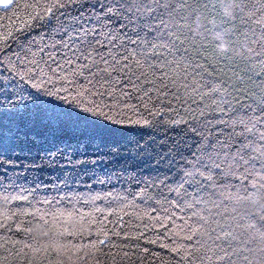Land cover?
Segmentation results:
<instances>
[{
	"label": "snow or ice",
	"instance_id": "6c2138e0",
	"mask_svg": "<svg viewBox=\"0 0 264 264\" xmlns=\"http://www.w3.org/2000/svg\"><path fill=\"white\" fill-rule=\"evenodd\" d=\"M20 7L0 0L4 18L17 20L0 31V264L29 252L55 256L48 264H73L64 259L72 253L78 264H102L108 232L71 243L96 223L75 209L34 224L37 190L8 166L32 153L48 163L115 162L125 144L118 125L151 127L164 114L196 139L173 141L163 155L159 145L127 149L145 166L182 162L166 185L174 198L156 200L164 215L150 217L169 241L160 247L172 259L161 264H264V0H34L23 16Z\"/></svg>",
	"mask_w": 264,
	"mask_h": 264
},
{
	"label": "trees",
	"instance_id": "16d2710c",
	"mask_svg": "<svg viewBox=\"0 0 264 264\" xmlns=\"http://www.w3.org/2000/svg\"><path fill=\"white\" fill-rule=\"evenodd\" d=\"M17 2L21 5L18 15L23 16L27 11H31V9H25L24 5L33 3L34 0H17ZM16 23L15 17L10 23L8 19L4 18V13L0 11V31L11 28ZM128 118L135 120L138 117L129 112ZM145 118L148 117L145 115ZM172 118L175 117L171 114H164L151 127L137 124L118 125L117 127L124 129L122 136L125 144L121 149V157L117 158L115 162L106 157L89 156L88 162L83 165L71 164L62 158L58 163H48L42 162L36 153L20 154V159L16 161L14 167L8 166V171L11 173L15 170L23 177L19 181L20 183L27 181V187L37 190L36 200L40 202L34 201L33 211L39 209L34 224H43L44 220H47L51 226V214L55 213L57 209L63 211L75 209L84 214L86 225L93 220L96 223L91 225V237L85 233L83 241L73 239L71 243L83 242L87 244L90 239L95 240L98 227H103L110 236L109 242L103 246L104 251L109 255L98 254L102 264H161L162 260L171 261L172 256L168 250L160 247L161 242H169L164 239L165 229L150 217L164 215L155 203L156 200L161 199L162 196H167L169 199L174 198L173 193H168L166 185L171 186L175 179H178L176 170L182 162L177 157V163L169 165L168 160L171 159V156H168L160 163L156 162L157 158H153L145 166L142 163L133 162L135 153L129 152L127 149H134L137 143L149 144L153 147L159 145L157 150L161 151V155H163L173 141L188 140L189 143L193 142L196 139L193 134L189 133L188 137L183 135L186 130L185 125L175 126L164 123ZM184 154L188 155L187 152ZM3 167L0 165V175L3 174ZM141 189L144 190L142 196L140 195ZM108 193L112 195L108 196ZM96 197L100 198L96 199ZM43 198L50 200L51 203L44 204ZM150 208H157V212L144 215V212ZM96 209L103 211H96ZM44 213L48 215H45L44 220H41L40 216ZM59 219L67 221L68 218L65 216ZM179 222L177 220V223ZM167 226L171 228L170 223ZM113 231L119 232L120 235L113 236ZM140 233H144V237L136 239ZM157 235L161 237V240L156 244L147 242L148 239H156ZM3 236L4 233L0 232V257L5 255L3 247L6 241L3 240ZM13 238L19 239L20 237ZM99 238L103 239V236ZM39 240L40 244L47 243L43 237H40ZM144 248H148L149 252L144 253ZM125 252L128 253L127 256L124 255ZM79 255L81 259L84 258L83 252ZM75 257L76 254L72 253L65 256L64 259H71L73 264H78ZM28 259H42L44 264H48L49 260H54L56 257L46 256L43 252L36 255L29 252L27 258L22 257L16 264H27Z\"/></svg>",
	"mask_w": 264,
	"mask_h": 264
}]
</instances>
